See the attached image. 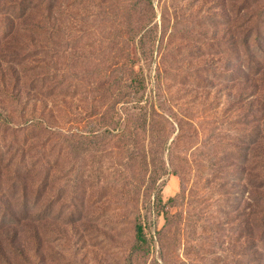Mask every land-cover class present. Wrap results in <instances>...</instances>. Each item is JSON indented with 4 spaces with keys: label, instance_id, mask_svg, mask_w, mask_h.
Instances as JSON below:
<instances>
[{
    "label": "rangeland",
    "instance_id": "rangeland-1",
    "mask_svg": "<svg viewBox=\"0 0 264 264\" xmlns=\"http://www.w3.org/2000/svg\"><path fill=\"white\" fill-rule=\"evenodd\" d=\"M237 4L236 0H86L70 8L62 43L69 52L60 69L76 78L64 83L62 97L38 98L25 116L47 122L50 132L55 129L61 136H49L42 129L15 136L0 130L1 153L21 150L36 164L42 161L43 166L38 164L44 181L41 264H222L228 254L221 246L225 231L246 217L249 224L258 221L250 217L251 186L241 172L246 152L238 150L234 136L244 128L228 127L229 120H223L237 93L219 74L224 63L231 66L230 75L239 71L231 41ZM130 29L135 36L126 41L123 36ZM130 61L143 74L146 89L120 103L115 120L123 126L124 109L135 107L142 97L140 105L154 104L164 117L156 126L167 125L169 133L174 132L164 169L158 160L155 166L143 165L140 158L131 161L118 135L105 146L98 142L100 152L94 144L87 153L70 147L91 143L71 136H83L100 125L97 117L117 102L110 86ZM250 85L261 89L255 80ZM110 118L107 115V121ZM251 130V126L245 129ZM151 141L146 134L143 145ZM3 175L0 203L6 212L3 197L12 188L10 177ZM36 190L32 184L31 201ZM237 205L242 206L239 212ZM163 209L168 214L167 230L166 217L158 214ZM137 221L145 227L147 258L133 256ZM27 231V236L33 234ZM240 247L230 253L235 257L228 264L241 263Z\"/></svg>",
    "mask_w": 264,
    "mask_h": 264
},
{
    "label": "trees",
    "instance_id": "trees-1",
    "mask_svg": "<svg viewBox=\"0 0 264 264\" xmlns=\"http://www.w3.org/2000/svg\"><path fill=\"white\" fill-rule=\"evenodd\" d=\"M83 1L84 3H80L79 0H74L69 4L64 0H0V130L4 134L15 136L30 130L42 129L41 131L49 136H61L55 129L54 132H50L52 128L47 122L30 120L25 116L38 98L50 101L64 95V83L72 76L71 73H63L60 69L69 52V49L62 45L65 40L64 24L70 23V8L75 9L78 5L85 4L86 0ZM236 2L238 4L232 11L234 25L231 41L238 53L239 71L235 75H230L231 66L224 63V70L219 74L224 81L233 84L237 93L231 100L232 107L224 113L223 120H229L226 123L228 127L244 128L243 132H238L234 136H238L235 138L240 145L238 150L244 148L246 152L241 172L243 177H248L247 180L250 182L248 184L251 186L250 217H255L258 221L249 224L246 217L241 225L225 231L227 233L222 237L224 241L221 246L222 252L228 251V254H225L223 259L225 262L222 261V264H228L234 259L235 256H231L230 253L234 254L239 245L241 247L237 254L240 264H264V0ZM151 31L148 30L146 35H150ZM134 36V31L130 29L123 38L129 41ZM126 63L130 67L123 65L110 86L116 90L113 94L117 102H114L108 113L97 117L100 119V125L92 126L86 136H71L91 140V143L70 147L73 152L82 150L87 153L91 150L89 146L94 144L100 152L103 147L101 148L98 142L105 146L107 140L115 139L118 135L122 137L126 146L124 150L129 154L131 161L140 158L143 165L151 162L155 166V161L158 160L164 169L167 145L174 132L170 129L169 133L167 125L159 128L156 126L157 121L164 118L156 106L140 105L142 97L135 107L124 109L127 118L124 119L123 126L115 120L120 113L118 105L131 96H139L146 89L143 74L132 68L134 62ZM236 66L232 65L234 68ZM68 70L70 72L71 67H68ZM72 77L76 78L74 75ZM253 80L261 83V89H258L257 85L248 86ZM109 91L111 90L105 93ZM110 114L112 118L107 121V115ZM43 123L46 125L45 128ZM247 126L252 128L251 131H247L248 133L245 131ZM146 134L149 140H153L149 146L143 145ZM141 139L144 140L142 143ZM20 151L11 149L7 154H3L0 150V182L4 176L3 172H6L12 188L3 197L6 212L3 211L2 201L0 203V264L36 262L41 264L38 258H42L43 243L40 231L41 223L45 220L41 211L44 181L38 164L43 165L41 160L36 164ZM174 153V149L170 150L171 157ZM241 156L240 154V158ZM162 168L160 166L158 169L162 171ZM70 172H75V168ZM153 172L156 174L159 170L155 169ZM146 176L147 173L144 172L143 181ZM67 178L64 180L68 181ZM32 184L37 185L33 201L29 199ZM159 202L162 204V201ZM236 208H238L236 212L242 210L241 205H237ZM158 214L166 217L167 230L169 222L167 212L163 209ZM28 229L33 234L27 236ZM223 231L222 229L221 232ZM134 233L133 256L142 255V258H147L150 252L146 251L147 236L141 222H136ZM246 239L249 242L243 243ZM61 258L62 254L56 260L59 261ZM161 258H164L163 253Z\"/></svg>",
    "mask_w": 264,
    "mask_h": 264
}]
</instances>
